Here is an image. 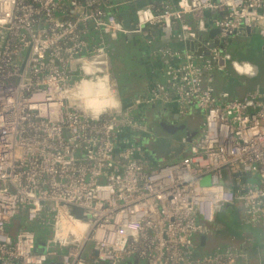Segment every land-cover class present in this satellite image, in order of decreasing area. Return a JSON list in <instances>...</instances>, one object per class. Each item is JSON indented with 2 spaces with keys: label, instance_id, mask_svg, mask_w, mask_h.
<instances>
[{
  "label": "built area",
  "instance_id": "1",
  "mask_svg": "<svg viewBox=\"0 0 264 264\" xmlns=\"http://www.w3.org/2000/svg\"><path fill=\"white\" fill-rule=\"evenodd\" d=\"M122 6L134 9L129 25L118 14ZM205 9L220 12L213 21L220 38L248 25L264 37V0H176L161 7L154 0H0V264H45L55 256L61 264L248 261L245 239L201 251L197 237L213 233L225 204L240 202L244 223L264 224L261 82L242 96L216 93L208 69L221 57L217 44L204 60L163 44L156 51L165 81L126 107L110 84L111 39L139 33L151 44L155 28L162 39H194L207 27ZM189 13L198 17L195 25ZM249 62L232 65L253 75ZM107 83L119 102L100 107L90 89L102 98ZM170 101L182 113L203 109V119L186 154L154 163L122 133L147 129L138 115L142 104ZM18 214L50 224L49 241L63 250H37L34 229L12 228Z\"/></svg>",
  "mask_w": 264,
  "mask_h": 264
},
{
  "label": "rangeland",
  "instance_id": "2",
  "mask_svg": "<svg viewBox=\"0 0 264 264\" xmlns=\"http://www.w3.org/2000/svg\"><path fill=\"white\" fill-rule=\"evenodd\" d=\"M144 35L138 34L136 42H131L130 44H123V39L114 45V49H111L110 56L112 61L113 68V77L117 79V86L119 88V92L122 98L123 104H127L130 101V89H129V79L128 75L129 68H127V64L131 65L132 59L128 54L131 52L140 53L141 44L146 45L144 41ZM146 39V38H145ZM245 45V44H242ZM237 49L239 47L235 46ZM241 51L247 54H250L247 51V45L240 47ZM228 52V51H227ZM246 56V55H245ZM250 63V64H249ZM247 65H256L254 69V73L252 77L255 83H260L264 81V70L260 67L259 63L249 62ZM133 65V64H132ZM239 67V66H238ZM246 67L245 65L240 66L239 68ZM238 68V69H239ZM111 84V81H110ZM110 84H106L104 89L107 88ZM98 88L94 87V89H90L91 99L94 102L99 100V96H96ZM94 104V108H95ZM143 105V104H142ZM139 108V114H142L147 109L148 105L145 104ZM202 110L195 111L194 114L190 113L187 115L190 126H198L199 120L202 118ZM155 118L157 117H148L144 120L147 124V129L138 130V129H126L124 133L128 136L129 141H134L137 145H139L146 155H148L152 162L154 163H167L175 160L184 154L188 144L182 142L180 134L182 131H172L170 129L160 127L156 124ZM193 123V124H192ZM200 129V126L197 129ZM160 133L161 136L158 135ZM121 134V133H120ZM154 146L155 148H152ZM152 149L156 151L153 152ZM150 154V155H149ZM254 180L257 179V176L252 177ZM210 178L207 176L204 178V182H209ZM32 225L35 228V232L37 234V246L36 249L39 251H46L49 249H59L58 245L54 241H49L53 235V227L49 225L42 224L38 219L31 221ZM214 231L209 236V242L205 245L200 244V249L203 251L211 250L209 249L212 241L213 234L216 235L215 239L216 243L223 245L225 243H240L245 239V247L248 251V261L243 257H239L235 264H261L262 258L264 257V224H251L244 223L243 221V209L241 203L237 204H225L216 212V220L214 222ZM21 224L26 226L25 216L18 214L12 223V228L15 230L21 227ZM223 240V241H222ZM224 242V243H223ZM219 244L215 245V248L219 246ZM91 246V245H90ZM88 245V247H90ZM60 251L63 249H59ZM57 257H49L45 264H56ZM125 264H147L144 258H141L139 262H135L134 259H129L125 262Z\"/></svg>",
  "mask_w": 264,
  "mask_h": 264
},
{
  "label": "crops",
  "instance_id": "3",
  "mask_svg": "<svg viewBox=\"0 0 264 264\" xmlns=\"http://www.w3.org/2000/svg\"><path fill=\"white\" fill-rule=\"evenodd\" d=\"M155 4L157 7H161L163 4H176V0H154ZM125 9H129L128 7L122 6L118 10V14L121 16V12ZM220 15L219 11H215L212 9H207L204 12V17L207 22V27L209 30L213 29L216 27L214 24V18L216 16ZM122 17V16H121ZM187 21L190 22L191 24L195 25L197 23L198 17L193 14L189 13L187 14L186 17ZM158 28L154 29V35H155V41L154 43H148L144 37V41L146 45L141 44V50L140 53H134L130 52L128 55L131 56V59L133 60L131 65L129 63L127 64V68H129V73L128 75L129 79V89L130 91V101L127 102V104H130L134 98L147 94L150 92L151 86L156 84L157 82L160 81H165V62L161 55L157 53L156 48L158 45H168L173 47L174 49H180V50H186V46L184 42H181L177 40L176 38H172L171 40L167 39H162L160 34V30L156 32ZM180 29V22L175 21L174 23V30L179 31ZM206 41H202V44L207 45L212 41H216L217 38L219 41L216 43L218 46H220V43L223 44L225 52L230 54V58L225 57V60L221 61L219 58L218 60L214 61V65L212 68L208 69L209 72L213 74V86L214 90L216 93H219L222 89H228L231 91L233 95H238L242 96L244 95L247 91L254 89L258 83L253 82L254 78L252 75H249L247 73L239 72L235 70V68L232 65L233 59H237L238 61H251L252 63H259L260 67L262 70H264V37L260 34L258 28L254 30L252 33L248 34H241V33H235L227 38H224L220 40L219 33L214 30L209 31L208 34H206ZM123 39V44H130L131 42H136L137 35L133 36L132 38L129 37L126 33L121 34L118 38L111 39L110 40V51L111 49H114V45H117L118 42ZM159 41V44L157 43ZM207 43V44H206ZM247 45L246 49L247 51L250 52V54L247 56L244 52L241 51L240 47H243ZM235 46L239 47L237 49ZM206 49H203V53H197L199 55L198 60H204L206 57L209 55L205 54ZM246 55V56H245ZM133 64V65H132ZM219 64H223V67H218ZM256 66V65H255ZM112 84V82H111ZM261 87L264 90V81L261 82ZM93 90V89H92ZM121 97V95H120ZM110 100V101H117L119 102L118 95L115 94L114 92L112 93L110 85L107 86L105 89V93L103 94V97H99V102L100 100ZM122 100V98H121ZM97 102V101H96ZM167 107H174L173 110L179 111V106L175 101H170L165 103ZM97 107V105H96ZM95 107V108H96ZM190 112L191 109L195 111H203V109H199L196 107H191L189 108ZM172 110V111H173ZM203 112H202V118L203 119ZM190 114V113H187ZM201 121L199 120L198 126H200ZM199 128L197 129L196 126L191 128L190 134L193 133L195 134L194 137H196L199 133ZM198 131V132H197ZM188 132L186 131L183 136L187 135ZM182 136V135H181ZM183 140V137L181 138ZM188 147L184 152H187ZM183 155V154H182ZM181 155V156H182ZM179 158V157H178ZM177 159V158H176ZM216 220V216H215ZM216 235L213 234L211 245L209 246V249H214L215 245L219 244L216 243L217 240L215 239ZM197 240L199 241L200 244H202L201 237H197ZM223 241V240H222ZM209 242V236L205 239V243L202 245H205ZM224 243V242H223ZM220 245V244H219ZM201 251H203L201 249ZM247 251V248H246ZM95 264V263H93ZM102 264H107V263H102ZM261 264H264V257L262 258Z\"/></svg>",
  "mask_w": 264,
  "mask_h": 264
},
{
  "label": "water",
  "instance_id": "4",
  "mask_svg": "<svg viewBox=\"0 0 264 264\" xmlns=\"http://www.w3.org/2000/svg\"><path fill=\"white\" fill-rule=\"evenodd\" d=\"M134 11V9H125V10H123L122 12H121V16H122V19H123V22H124V24H126V25H129L130 24V21L132 20V19H134L135 17H134V15H133V11ZM205 10H207V9H205ZM257 29V27L256 26H250V25H248V26H243V27H241V28H239V29H237V30H235L234 31V33H232V34H235V33H241V34H246V33H248V34H250V33H252L254 30H256ZM211 30H214V31H216V33L218 32H220V29H219V27L218 26H216V27H214L213 29H211ZM211 30H209V28H203V29H198V35H197V37L196 38H194V39H191V38H189V39H186L185 41H184V44H185V46H186V48L187 49H191V50H194L195 52H197L198 54L200 53H203V49H206V51H205V54H207V55H209V56H211V51H210V47H212V46H215L216 45V43L219 41V39L217 38V40L216 41H214V40H212L209 44H208V46L207 45H204V44H202V41H206V34H208L209 33V31H211ZM158 31V29L156 30V32ZM139 33H128L127 35L129 36V37H133V36H135V35H138ZM231 34V35H232ZM223 38H220V40H222ZM157 43L159 44V41H157ZM219 48H220V50H221V57H220V59H221V61H223V60H225V56H224V53H225V50H224V46H223V44H221L220 43V46H219ZM112 83L113 84H116L117 83V79L115 78V77H113V75H112ZM125 107L128 105V104H123ZM186 131L188 132V137H187V140H182V142H185V143H187L188 145H189V142L194 138V135L195 134H193V133H191L190 134V131H189V129L187 128L186 129ZM152 148H155L154 146H151ZM156 149V148H155ZM155 149H152L153 150V152H155L156 150ZM150 155V154H149ZM118 156V155H117ZM243 179H245V175L243 176ZM72 211L73 212H75L78 216H82V208L81 207H79V206H75V205H73V208H72ZM207 238V236L206 235H202L201 236V240H202V244H204L205 243V239ZM95 254H97V251H95ZM138 259H135V261H137ZM56 264H61V262H57Z\"/></svg>",
  "mask_w": 264,
  "mask_h": 264
},
{
  "label": "flooded vegetation",
  "instance_id": "5",
  "mask_svg": "<svg viewBox=\"0 0 264 264\" xmlns=\"http://www.w3.org/2000/svg\"><path fill=\"white\" fill-rule=\"evenodd\" d=\"M146 104V103H145ZM143 104V105H145ZM142 105V106H143ZM148 107L144 113L140 114L142 117L147 119L148 117H157L155 118L156 124L160 127H164L170 129L172 131H183L190 127L191 123L187 118V113H182L180 110L175 111L173 110L174 107H167L165 104L154 102L147 104ZM141 107V106H140ZM139 107V108H140ZM140 109H138L139 112ZM173 110V111H172ZM140 113V112H139ZM193 124V123H192ZM159 136L160 133H158ZM138 259V258H135ZM134 259V261H135ZM140 259L135 261L136 263L139 262Z\"/></svg>",
  "mask_w": 264,
  "mask_h": 264
},
{
  "label": "bare ground",
  "instance_id": "6",
  "mask_svg": "<svg viewBox=\"0 0 264 264\" xmlns=\"http://www.w3.org/2000/svg\"><path fill=\"white\" fill-rule=\"evenodd\" d=\"M97 104H99L98 106H100V107H103V106H111V107H113V106H115L116 105V103H118L117 101H110V100H107V99H105V100H100V102L99 101H97L96 102ZM96 104V105H97ZM96 105H95V107H96ZM97 108V107H96Z\"/></svg>",
  "mask_w": 264,
  "mask_h": 264
},
{
  "label": "trees",
  "instance_id": "7",
  "mask_svg": "<svg viewBox=\"0 0 264 264\" xmlns=\"http://www.w3.org/2000/svg\"><path fill=\"white\" fill-rule=\"evenodd\" d=\"M196 127H198V126H196ZM191 128H193V126H190L188 129L190 130ZM185 132H186L185 130H183V131L181 132V134H180V137H181V138L183 137V135H184ZM197 132H198V131H197ZM181 135H182V136H181ZM184 154H186V152H185ZM21 227L31 228V229H34V230H35L34 226H33L32 223H31V221H28V220H26V226H24L23 224H21ZM225 244H229V243H225ZM225 244H223V245H225Z\"/></svg>",
  "mask_w": 264,
  "mask_h": 264
}]
</instances>
